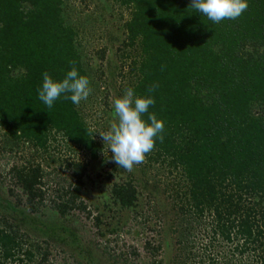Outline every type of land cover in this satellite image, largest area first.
I'll list each match as a JSON object with an SVG mask.
<instances>
[{"label":"trees","instance_id":"trees-1","mask_svg":"<svg viewBox=\"0 0 264 264\" xmlns=\"http://www.w3.org/2000/svg\"><path fill=\"white\" fill-rule=\"evenodd\" d=\"M64 1L0 0V128L14 145L27 143L36 150H46L52 136L60 135L92 161L101 145L78 106L61 98L49 109L38 98L44 73L61 80L75 67L88 77L78 32L63 14ZM112 2L130 14L121 31L110 33V44L122 53L119 61L126 47H138V77L131 88L154 97L149 111L165 125L163 142L157 140L146 156L181 179L172 219L177 226L168 229L184 257L180 264L198 263L193 250L198 231L232 245L223 264H243L244 256L248 264H264V0H248L239 18L220 23L195 12L192 0ZM107 49L99 52L100 60ZM90 161L66 164L71 183L62 195L68 199L55 204L61 215L81 198ZM10 172L26 208L37 211L44 202L39 165L13 166ZM138 198L131 179L112 187L111 202L121 209H135ZM20 202H5L0 210V264H42L48 251L16 224L33 220L28 214L14 217ZM158 209L160 219L169 218ZM95 221L100 228V217ZM117 232L113 227L100 237ZM160 248L158 242L153 250ZM213 248L204 246V252ZM206 260L217 264L220 259L209 253Z\"/></svg>","mask_w":264,"mask_h":264},{"label":"rangeland","instance_id":"rangeland-1","mask_svg":"<svg viewBox=\"0 0 264 264\" xmlns=\"http://www.w3.org/2000/svg\"><path fill=\"white\" fill-rule=\"evenodd\" d=\"M63 14L66 23L78 32L79 49L92 87L89 98L78 106L79 111L93 132L107 131L116 122L114 116L112 120L110 118L114 100L132 87L138 77L134 65V61L139 59L138 47L122 48L126 49L122 51L125 57L119 61L116 56L122 53L116 50L117 44H110V33L122 30L129 18V10L112 0H65ZM106 47V53L109 55L112 52L114 56L107 55L100 60L99 52ZM94 138L101 145V150L97 159L90 161L89 154L77 151L60 135L52 136L46 150H36L27 143L14 145L0 128V210L5 202L13 205L16 199H21L14 212L16 216L12 215L17 219L22 214H28L33 219L17 220L16 224L30 240L37 241L42 252L48 251L47 260L42 264L184 262V257L178 256L177 246L173 245L174 236L168 230L177 226L176 219L173 222L172 219L180 200L177 198L180 195L179 186L177 190L175 188L176 183L181 181L178 174H170L166 164L150 161L148 156L131 172L126 171L110 162L112 154L107 151V144L104 145L98 132L94 133ZM73 161H90L88 173L81 198L76 200L73 209L61 215L55 204L68 199L62 194L71 183V171L66 164ZM29 165H39L43 177L44 202L37 211L26 208L25 196L15 185L10 172L13 166ZM129 179L134 181L137 188L138 206L135 209H121L111 202V190L115 183ZM11 191H14L13 194ZM154 197L161 207L154 206ZM158 208L166 210L169 218L160 219ZM96 216L100 217V228L96 226ZM113 227L118 229L117 233L100 237V233ZM158 229L162 235L156 234ZM197 233L193 249L198 257L197 264H207L209 253L217 254L220 259L217 264H223L222 257L231 254L232 245L219 244L218 239L212 240L209 232ZM165 241L169 242L168 247H165ZM148 242L150 245L146 246ZM158 242L161 248L154 252L153 247ZM204 246H214V250L206 253ZM249 262L247 256L242 258L243 264Z\"/></svg>","mask_w":264,"mask_h":264},{"label":"clouds","instance_id":"clouds-1","mask_svg":"<svg viewBox=\"0 0 264 264\" xmlns=\"http://www.w3.org/2000/svg\"><path fill=\"white\" fill-rule=\"evenodd\" d=\"M191 7L213 23H220L239 18L248 8V0H192ZM37 91L39 100L50 109L61 98L79 106L89 98L92 87L90 79L72 67L61 80L44 73ZM154 105L152 95H137L131 87L114 100L112 108L116 122L107 131H94L100 134L104 145L107 144V151L112 154L110 162L131 172L135 165L144 162L157 140L163 142L164 121L149 111ZM146 114L147 119H144Z\"/></svg>","mask_w":264,"mask_h":264}]
</instances>
